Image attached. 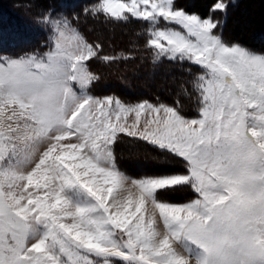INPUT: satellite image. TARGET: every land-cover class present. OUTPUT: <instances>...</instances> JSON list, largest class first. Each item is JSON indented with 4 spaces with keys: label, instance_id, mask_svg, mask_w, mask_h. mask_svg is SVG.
Segmentation results:
<instances>
[{
    "label": "snow or ice",
    "instance_id": "snow-or-ice-1",
    "mask_svg": "<svg viewBox=\"0 0 264 264\" xmlns=\"http://www.w3.org/2000/svg\"><path fill=\"white\" fill-rule=\"evenodd\" d=\"M228 6L216 0L207 17L177 0L84 8L139 23L153 69L186 72L173 104L92 95L90 61L135 57L104 54L79 16H42L46 52L0 57V264H264V53L223 39L214 14ZM124 137L182 170L129 177L115 155ZM185 188V202L160 199Z\"/></svg>",
    "mask_w": 264,
    "mask_h": 264
},
{
    "label": "trees",
    "instance_id": "trees-1",
    "mask_svg": "<svg viewBox=\"0 0 264 264\" xmlns=\"http://www.w3.org/2000/svg\"><path fill=\"white\" fill-rule=\"evenodd\" d=\"M92 1L94 0H33L30 11L19 7L9 8L0 4V57L18 58L26 54L47 51L50 31L40 21L42 16L52 13L63 14L69 19L79 16V23L74 22V26L89 42H92L91 36L99 35L97 41L103 46L117 48L122 54L135 57L126 62H118V66L113 71L121 74L116 75L115 72L113 74V71L107 72L105 75L108 77L111 75L108 81L105 76H101L90 88L92 93H100V95L111 93L119 96L125 103H134L138 100L156 103L159 98L160 102L173 104L176 100L173 80L175 79V83L179 84L182 77L188 79L186 72L179 65L169 62L153 69L151 56L143 49L144 40L136 36V33L141 31L139 23L113 24L104 23L103 20H93L90 17L85 18L83 10ZM215 2L216 0H177V6L189 13L207 17ZM258 2L259 0H226L229 5L226 14L215 13L214 18L223 21L222 35L226 42L237 43L248 49L264 53V0L255 7V3ZM240 18H249L252 24L241 30L234 25L236 19ZM137 44L138 49L134 48ZM187 67V65L184 66L185 69ZM181 102L184 105L186 116L196 115L191 101L181 98ZM122 140L130 141L133 146H139L146 152L142 155L145 160L142 164L145 163V165H142L143 167L134 165L129 160V155L136 154L134 150L125 152L120 149L119 151L117 147L121 145V142H117L115 145L117 164L120 170L128 176L139 178L148 173L152 175L155 171H160L156 170L158 168L162 171L165 169L182 170L178 161L169 160L167 165H162L160 153L146 143L134 142L128 137ZM119 152L124 153L125 157H122ZM182 191L180 190L179 193Z\"/></svg>",
    "mask_w": 264,
    "mask_h": 264
},
{
    "label": "rangeland",
    "instance_id": "rangeland-1",
    "mask_svg": "<svg viewBox=\"0 0 264 264\" xmlns=\"http://www.w3.org/2000/svg\"><path fill=\"white\" fill-rule=\"evenodd\" d=\"M32 1L33 0H0V4H2L3 6L5 7H9V8H14V7H19L21 8L22 10H26V11H30L32 10ZM94 1H92L91 3H93ZM263 0H259L258 3H255V7L259 5V3H262ZM52 13V12H51ZM53 18H56L58 17L59 15L61 14H56V13H52L50 14ZM252 23L250 22V19L249 18H240L239 20L236 19V21L234 22V25L238 26L241 30H244L246 29L247 27H249ZM44 25V24H43ZM45 26V25H44ZM231 26V25H230ZM48 28V27H47ZM49 29V28H48ZM97 37H92L91 36V39H92V42L90 43H97V39H98V36L99 35H96ZM99 43V42H98ZM247 48V47H245ZM48 50V49H47ZM46 52V51H45ZM103 52L104 54L106 55H120L122 54L119 49H114V47L112 48L111 46H106L104 45L103 46ZM256 52H259V51H256ZM259 53H262V52H259ZM42 54V53H41ZM21 57V56H20ZM10 58V57H9ZM19 58V57H18ZM119 62V61H118ZM118 62L116 63H113L111 65H106V64H103L99 61H96V60H93V61H90L89 64H90V71H92L93 73H95L97 76H99V78H101V76H105L106 77V80L108 81V79L110 78L111 75H109V77L105 74H107V72H112L113 70L116 69V67L118 66ZM109 68V69H108ZM118 75V71H113V74ZM121 74V73H119ZM123 76V75H122ZM108 77V78H107ZM149 78V76H148ZM99 80V79H98ZM97 82V81H96ZM95 83V82H94ZM93 83V84H94ZM102 84V83H101ZM100 85V83H99ZM93 87V85L91 86ZM90 93L96 97H106V96H112V97H116V98H119L121 101L122 99L117 96V95H113L111 93L109 94H102L100 95L97 94V93H92L91 90H90ZM140 100L136 101V102H139ZM123 102V101H122ZM134 102V103H136ZM125 103V102H124ZM134 103H126V104H134ZM131 119V118H130ZM119 142H121V145L117 147V150L120 151V149H122V151H125V152H131L134 150V152L136 153L134 156H130L129 160L131 163H133L134 165H138V166H142V165H145V163L142 164V162L145 160L142 158L143 156L142 155H145L146 152H144L143 149H140L139 146H133L130 141H127V140H120ZM134 143V142H133ZM117 144V143H116ZM135 145V143H134ZM134 147H137V148H134ZM120 154H122L121 152H119ZM122 157H125L124 153L122 154ZM139 162V163H138ZM154 165V164H153ZM143 167V166H142ZM148 167V166H147ZM155 169V166L153 167ZM152 170V169H151ZM156 170H160V171H155L153 174H159L162 170L160 168L156 169ZM126 174V173H125ZM149 175V173L147 174ZM151 175V174H150ZM142 176H145V175H142ZM140 176V177H142ZM139 177V178H140ZM138 179V178H137ZM185 190V194H183L184 191H182V193H179V191H175V192H167L165 194H163L160 199L162 200H166V201H169V202H172V203H182V202H185L187 201L188 199L192 198L193 194L191 193V191L189 189H183Z\"/></svg>",
    "mask_w": 264,
    "mask_h": 264
},
{
    "label": "bare ground",
    "instance_id": "bare-ground-1",
    "mask_svg": "<svg viewBox=\"0 0 264 264\" xmlns=\"http://www.w3.org/2000/svg\"><path fill=\"white\" fill-rule=\"evenodd\" d=\"M183 194H185V191L183 192Z\"/></svg>",
    "mask_w": 264,
    "mask_h": 264
},
{
    "label": "crops",
    "instance_id": "crops-1",
    "mask_svg": "<svg viewBox=\"0 0 264 264\" xmlns=\"http://www.w3.org/2000/svg\"><path fill=\"white\" fill-rule=\"evenodd\" d=\"M130 177V176H129ZM132 178V177H131Z\"/></svg>",
    "mask_w": 264,
    "mask_h": 264
}]
</instances>
